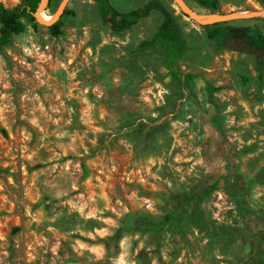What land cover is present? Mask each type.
<instances>
[{
	"label": "rangeland",
	"instance_id": "obj_1",
	"mask_svg": "<svg viewBox=\"0 0 264 264\" xmlns=\"http://www.w3.org/2000/svg\"><path fill=\"white\" fill-rule=\"evenodd\" d=\"M162 1L188 44L185 90L133 53L157 12L117 36L94 0H53L78 14L64 35L40 18L47 2L0 54V264H264V60L227 47L233 30L264 32V9L220 0L246 15L210 40L180 2L205 10Z\"/></svg>",
	"mask_w": 264,
	"mask_h": 264
},
{
	"label": "trees",
	"instance_id": "obj_2",
	"mask_svg": "<svg viewBox=\"0 0 264 264\" xmlns=\"http://www.w3.org/2000/svg\"><path fill=\"white\" fill-rule=\"evenodd\" d=\"M43 0H21L20 4L9 8L0 5V54L8 49L14 38L21 36L32 28L35 31L41 26L36 14ZM100 15L101 25L109 28L114 35L124 36L141 20L148 18L157 12L162 17V23L153 35L141 41L133 53L144 55L157 54L163 61L164 67L172 76V80L178 84L181 90L189 87L194 75L183 73L180 63L188 51L182 27L174 12L162 0H150L144 6L130 11H120L112 6L110 0H94ZM189 6L194 9V4L205 10L208 14H218L221 8L220 0H190ZM48 11L52 15L57 11L53 9V0L48 1ZM77 11L66 6L57 21L46 26L49 34L55 38L64 35V27L69 18H76ZM229 22H218L203 25L207 37L216 40L228 27ZM254 38L256 46L264 47V32L260 28L247 29ZM259 77L263 81V68H258ZM171 216L167 217L170 220Z\"/></svg>",
	"mask_w": 264,
	"mask_h": 264
},
{
	"label": "flooded vegetation",
	"instance_id": "obj_3",
	"mask_svg": "<svg viewBox=\"0 0 264 264\" xmlns=\"http://www.w3.org/2000/svg\"><path fill=\"white\" fill-rule=\"evenodd\" d=\"M258 2L261 5L260 9H264V1L263 0H258ZM255 8H258L257 6ZM259 9V8H258ZM230 35L232 37L231 42L227 43V47L229 49H232L233 51H237L239 53H245L253 56L256 61L261 62L264 60V47L256 46L254 38L249 34L248 30L245 31H231ZM220 36H223V41H228L226 40V35L223 33ZM248 46L249 48H252L256 51H258L261 54V57L255 55V54H250L247 51H238L235 49V47H244Z\"/></svg>",
	"mask_w": 264,
	"mask_h": 264
},
{
	"label": "water",
	"instance_id": "obj_4",
	"mask_svg": "<svg viewBox=\"0 0 264 264\" xmlns=\"http://www.w3.org/2000/svg\"><path fill=\"white\" fill-rule=\"evenodd\" d=\"M49 0H43V2H42V4H41V6H40V8L38 9V11H37V14H36V17H37V19H38V21L40 22V23H42V21H40V19L38 18V14H40L41 13V11L43 10V7H44V5L48 2ZM179 2H180V0H178ZM66 7V4H63L62 5V11H61V13H60V15L58 16V18L56 19V21L59 19V17L61 16V14L63 13V10H64V8ZM60 8V9H61ZM59 9V10H60ZM184 9V8H183ZM59 10H58V12H59ZM185 10V12L188 14V15H190L191 17H193V18H195V17H210V16H212V17H216V18H221V19H223V20H221V21H216V22H209L208 24H214V23H218V22H225V21H229V20H234V19H239V18H242L243 16H240V15H237V14H231V15H228V16H226V15H221V14H209V15H200V14H196V13H194L193 11H189V10H186V9H184ZM58 12H56L55 14H57ZM54 14V15H55ZM46 24V23H45ZM47 26H49V25H51L50 23H47L46 24ZM235 49L236 50H238V51H247L248 53H250V54H255V55H257V56H259V57H261V54L258 52V51H256V50H254V49H252V48H249L248 46H244V47H235Z\"/></svg>",
	"mask_w": 264,
	"mask_h": 264
},
{
	"label": "bare ground",
	"instance_id": "obj_5",
	"mask_svg": "<svg viewBox=\"0 0 264 264\" xmlns=\"http://www.w3.org/2000/svg\"><path fill=\"white\" fill-rule=\"evenodd\" d=\"M181 1V0H180ZM180 4H181V6L182 7H184V9H186V7H185V5L183 4V2L181 1L180 2ZM61 11H62V9L57 13V14H55L54 16H47L46 14H43V13H41L40 15V18L44 21V22H46V23H50V24H52V23H54L55 21H56V19L58 18V16L60 15V13H61ZM238 15V14H237ZM239 15H246V13H239ZM263 16H264V13L262 14ZM195 19L199 22V23H201V24H205V23H209V22H216V21H221V20H223V19H219V18H216V17H212V16H210V17H203V18H201L202 20H199L197 17H195ZM212 19V20H211ZM210 20V21H209ZM52 21H54V22H52ZM52 22V23H51Z\"/></svg>",
	"mask_w": 264,
	"mask_h": 264
},
{
	"label": "built area",
	"instance_id": "obj_6",
	"mask_svg": "<svg viewBox=\"0 0 264 264\" xmlns=\"http://www.w3.org/2000/svg\"><path fill=\"white\" fill-rule=\"evenodd\" d=\"M147 206H148V208H151V205L150 204H148Z\"/></svg>",
	"mask_w": 264,
	"mask_h": 264
}]
</instances>
